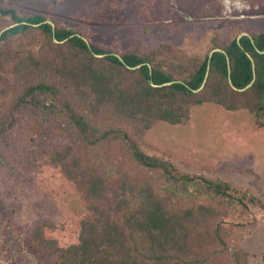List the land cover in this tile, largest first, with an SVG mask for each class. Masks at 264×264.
I'll return each mask as SVG.
<instances>
[{
  "label": "rangeland",
  "instance_id": "rangeland-1",
  "mask_svg": "<svg viewBox=\"0 0 264 264\" xmlns=\"http://www.w3.org/2000/svg\"><path fill=\"white\" fill-rule=\"evenodd\" d=\"M0 7L42 14L53 26L69 27L88 44L118 56H153L178 79L191 74L217 45L264 31V0H0ZM13 24L0 14V32ZM64 43L51 41L38 25L0 42V128L5 126L0 131V264H46L28 250L27 239L37 226L63 246L79 240L81 222L91 216L87 178L95 167L109 187L116 185L117 174L140 173L128 160V145L99 140L106 129L121 139L126 134L145 154L171 162L179 172L224 180L237 196L247 194L246 205L206 195L181 201L214 208L210 226H219L225 242L216 247L228 249L209 264H264L261 110H231L208 100L190 104L179 123L157 120L146 129L113 110H96L92 96L70 85L62 71L72 50ZM40 80L56 85L54 105L43 110L28 102L30 95L18 104ZM68 107L87 115V135L70 119ZM63 153L66 161L57 162ZM149 176L157 187L163 180L157 173Z\"/></svg>",
  "mask_w": 264,
  "mask_h": 264
},
{
  "label": "trees",
  "instance_id": "trees-1",
  "mask_svg": "<svg viewBox=\"0 0 264 264\" xmlns=\"http://www.w3.org/2000/svg\"><path fill=\"white\" fill-rule=\"evenodd\" d=\"M0 14L15 23L0 33V42L33 25L53 42L64 40L72 53L62 76L70 85L92 96L96 110H113L121 118L138 120L146 129L157 120L179 123L190 104L208 100L227 109H258L264 114V31L217 45L220 50L207 54L191 74L178 79L153 56L132 52L118 56L88 44L69 27L52 26L42 14L21 15L9 7H0ZM125 72L137 77L131 80ZM57 92L54 83L40 80L18 104L30 95L28 102L44 110L54 105ZM68 108L70 119L87 135V115ZM113 131L106 129L99 140L128 145V160L140 173L117 174L116 185L109 187L103 180L105 173L95 167L87 178L91 216L82 220L79 240L63 246L37 226L27 239L28 250L44 257L46 264H209L227 252L226 246L216 247L225 242L219 226H210L214 208L199 201L185 205L181 200L196 201L206 195L246 205L247 194L237 196L238 191L224 180L179 172L171 162L145 154L126 134L121 139ZM56 159L63 163L67 153ZM150 173L163 179L158 187ZM231 257L236 263L235 251Z\"/></svg>",
  "mask_w": 264,
  "mask_h": 264
},
{
  "label": "water",
  "instance_id": "water-1",
  "mask_svg": "<svg viewBox=\"0 0 264 264\" xmlns=\"http://www.w3.org/2000/svg\"><path fill=\"white\" fill-rule=\"evenodd\" d=\"M46 21L52 24L51 21H49V20H46ZM52 26H53V25H52ZM4 30H5V29H4ZM4 30H2L0 33H2ZM242 35H249V34H248V33H242V34H240V36H239L238 38H240ZM217 50H220V49H219V48H215V49H213V50L210 52V56H211V54H212L214 51H217ZM208 69H209V66H208ZM208 72H209V70H207V72H206V75H205V78H204V81H203L202 86H203L204 83L206 82V79H207V76H208ZM202 86H201V87H202Z\"/></svg>",
  "mask_w": 264,
  "mask_h": 264
}]
</instances>
